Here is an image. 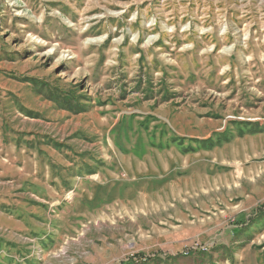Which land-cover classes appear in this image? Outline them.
Returning a JSON list of instances; mask_svg holds the SVG:
<instances>
[{
  "label": "rangeland",
  "instance_id": "obj_1",
  "mask_svg": "<svg viewBox=\"0 0 264 264\" xmlns=\"http://www.w3.org/2000/svg\"><path fill=\"white\" fill-rule=\"evenodd\" d=\"M33 74L78 187L0 264H264V0H0V95Z\"/></svg>",
  "mask_w": 264,
  "mask_h": 264
},
{
  "label": "crops",
  "instance_id": "obj_2",
  "mask_svg": "<svg viewBox=\"0 0 264 264\" xmlns=\"http://www.w3.org/2000/svg\"><path fill=\"white\" fill-rule=\"evenodd\" d=\"M29 76L21 80V90L0 95V225L9 228L30 222L29 211L36 205L59 204L57 196L68 187L67 176L78 187V169H70L78 166V156H68L66 138L41 129L52 122L51 93H46L44 79ZM59 120L66 124L65 112ZM36 198L43 203H36Z\"/></svg>",
  "mask_w": 264,
  "mask_h": 264
},
{
  "label": "bare ground",
  "instance_id": "obj_3",
  "mask_svg": "<svg viewBox=\"0 0 264 264\" xmlns=\"http://www.w3.org/2000/svg\"><path fill=\"white\" fill-rule=\"evenodd\" d=\"M61 59H62V58H61ZM61 59H60V60H61ZM225 115H226V114H225ZM228 117H229V116H228ZM248 117H249V116H248ZM224 135H226V134H225V131H224ZM96 147H97V146H96ZM207 165H208V164H207ZM148 176H149V175H148ZM94 177H95V175L92 176V178H94ZM149 177H150V176H149Z\"/></svg>",
  "mask_w": 264,
  "mask_h": 264
},
{
  "label": "trees",
  "instance_id": "obj_4",
  "mask_svg": "<svg viewBox=\"0 0 264 264\" xmlns=\"http://www.w3.org/2000/svg\"><path fill=\"white\" fill-rule=\"evenodd\" d=\"M73 106H76L78 108V104L77 103L75 105H73ZM76 112L78 113V109L76 110Z\"/></svg>",
  "mask_w": 264,
  "mask_h": 264
}]
</instances>
